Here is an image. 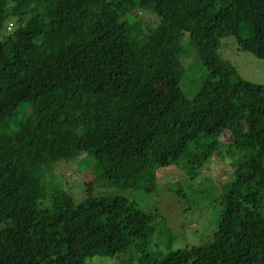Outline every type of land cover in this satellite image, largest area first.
I'll use <instances>...</instances> for the list:
<instances>
[{
    "label": "trees",
    "instance_id": "obj_1",
    "mask_svg": "<svg viewBox=\"0 0 264 264\" xmlns=\"http://www.w3.org/2000/svg\"><path fill=\"white\" fill-rule=\"evenodd\" d=\"M229 37L264 59V0H0V124L20 120L0 131V264H264V85L222 58ZM190 49L208 72L192 98ZM83 153L98 184L51 196L43 171ZM213 160L230 173L209 243L173 249L160 209L95 194L176 169L188 198Z\"/></svg>",
    "mask_w": 264,
    "mask_h": 264
},
{
    "label": "rangeland",
    "instance_id": "obj_2",
    "mask_svg": "<svg viewBox=\"0 0 264 264\" xmlns=\"http://www.w3.org/2000/svg\"><path fill=\"white\" fill-rule=\"evenodd\" d=\"M14 27L12 25V28ZM219 53L223 59L229 61L237 68L245 80L264 85V59L258 58L250 52L239 50L237 40L234 37L222 40ZM183 60L184 64L188 63V67L191 68L190 80L193 84L188 86V83L185 86V90L187 96L192 98L201 82L207 77L208 72L194 49L187 51ZM19 121L17 119L8 124H0V131L8 133L17 131L19 129ZM93 166L94 159L86 153L80 154L72 160H61L43 171V183L51 196L57 192L65 191L71 194L77 202L82 201L88 196L86 184L89 182L98 184ZM229 173L230 168L227 164L213 160L204 172L200 174L201 176L199 175L196 179V181L200 179L199 182L194 181L193 184L182 182L178 184L179 189L182 188L187 193L188 198H178L173 192L178 183V180L174 181V179L179 176V172L176 169L162 170L159 179L161 187L156 189V191L147 192L140 187L120 191L97 188L95 194L122 195L134 202L139 208L148 211L154 208L160 209L172 221V231L169 235L173 239L174 237L176 238L173 249H183L187 246L209 243L212 240L214 223L218 220L216 217L218 209L216 207L222 194L220 185L223 183L217 176L222 175L223 178H226ZM184 179L187 180L186 177ZM194 191L195 194L193 196L192 193ZM194 199L201 204L197 205ZM212 200L216 201L215 206H212ZM42 207L52 208L50 204ZM166 244H161L158 246L159 248H156L166 252ZM135 252L136 250L132 249L128 259L134 256L133 263L139 264V254ZM114 262L111 258L96 257L92 262L88 261L87 264H113Z\"/></svg>",
    "mask_w": 264,
    "mask_h": 264
}]
</instances>
